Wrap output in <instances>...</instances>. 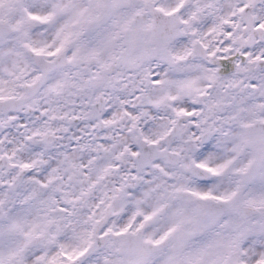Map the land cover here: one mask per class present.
<instances>
[{
  "label": "snow or ice",
  "instance_id": "obj_1",
  "mask_svg": "<svg viewBox=\"0 0 264 264\" xmlns=\"http://www.w3.org/2000/svg\"><path fill=\"white\" fill-rule=\"evenodd\" d=\"M0 264H264V0H0Z\"/></svg>",
  "mask_w": 264,
  "mask_h": 264
}]
</instances>
